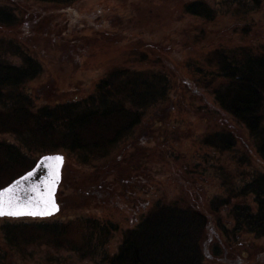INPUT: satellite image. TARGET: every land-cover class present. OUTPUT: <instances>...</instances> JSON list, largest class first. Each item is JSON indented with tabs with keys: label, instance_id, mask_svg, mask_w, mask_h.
Wrapping results in <instances>:
<instances>
[{
	"label": "trees",
	"instance_id": "trees-1",
	"mask_svg": "<svg viewBox=\"0 0 264 264\" xmlns=\"http://www.w3.org/2000/svg\"><path fill=\"white\" fill-rule=\"evenodd\" d=\"M184 11L205 20L217 15L206 0H189ZM17 12L12 3L0 5V25L17 24ZM257 46H219L207 53L213 69L202 82L235 124H207L198 151L209 150L213 159L200 161V153L190 158V147L164 144L169 136L178 134V142L180 134L190 135L168 132L174 99L165 70L113 66L84 94L37 103L26 83L43 72L41 59L17 39L0 36V187L31 169L41 155L60 152L65 162L57 201L62 208L74 193L88 205L57 218L61 210L41 219L0 218V264L31 256L34 243L41 242L96 264H228L227 252L232 264L247 259L252 241L264 237V49ZM244 132L255 160L245 150ZM146 133L165 140L143 144ZM70 156L82 176L69 178ZM52 182L32 192L24 184L16 203L49 207ZM99 194L107 196L99 200ZM117 197L123 201L119 212L130 216L125 227L104 209L108 203L116 208L110 201ZM92 205L98 212L89 210Z\"/></svg>",
	"mask_w": 264,
	"mask_h": 264
},
{
	"label": "rangeland",
	"instance_id": "rangeland-1",
	"mask_svg": "<svg viewBox=\"0 0 264 264\" xmlns=\"http://www.w3.org/2000/svg\"><path fill=\"white\" fill-rule=\"evenodd\" d=\"M187 1L77 0L71 4L57 5L40 0H0V5L12 3L16 12L18 10L20 13L17 24L0 25V36L8 35L17 39L31 54L41 59L43 72L26 83L37 103L84 94L93 89L95 81L113 66L165 70L171 77V100L174 99L171 102L174 108L171 112L173 121H170L168 132L176 130L190 135L186 139L182 132L177 142L175 138L178 134L174 135L175 138L169 136L166 140L163 137L154 140L146 133L143 144L153 145L165 140L164 144L169 147L182 150L190 147V158L200 153V161L204 156L211 160L213 155L209 150L198 151V139L205 132L207 124L235 123L205 89L207 84L202 81L213 69L206 56L219 46L237 48L255 44L259 45V49H264V0H259L260 4L257 5L253 0H238L234 4L230 3L231 0H206L217 9L213 20L186 13L184 5ZM253 4L256 5L254 11ZM182 118L186 121L180 125ZM145 129H149L148 124ZM240 136L247 154L255 160L253 147L246 140L247 134L244 132ZM137 152H141L140 148ZM65 169L70 179H73L74 174L77 177L83 175L81 166L73 156H70ZM163 176H167V171ZM106 196L99 194L97 198L104 200ZM120 198L110 201L112 207L116 204L114 209L110 208L109 203L103 205L112 215L109 218L112 221L119 220L120 225L125 227L130 224V216L119 212L123 204ZM73 201L76 203L72 209L70 204ZM62 205L61 214L53 215L55 218L88 209L82 196L74 193L67 196ZM89 210L98 212V207L92 205ZM1 238L0 235V241ZM251 245H254L251 246L252 253L239 264H264V237L259 240L255 238ZM52 246L44 242L34 243L32 255L15 262L96 264L89 256L82 258L67 251V248L56 249ZM109 246L113 249L111 241ZM16 252L22 257V252ZM53 255L58 258L54 259ZM225 256V261L232 264L228 252Z\"/></svg>",
	"mask_w": 264,
	"mask_h": 264
},
{
	"label": "water",
	"instance_id": "water-1",
	"mask_svg": "<svg viewBox=\"0 0 264 264\" xmlns=\"http://www.w3.org/2000/svg\"><path fill=\"white\" fill-rule=\"evenodd\" d=\"M56 156L63 157V161H58V160H53V159H45L46 157H56ZM64 162H65V156L63 153L55 152V153H49V154L43 155L36 161L35 165L30 170L26 171L25 173H23L19 177L15 178L13 181L8 183L4 187L0 188V191H3L6 188H10V186H12L15 181L21 180L22 177H25L29 172H33L34 170H36L37 166L39 164L43 163L44 166L40 167L38 170H36V173L32 178H30L26 182L21 180V185H17L15 188L18 190V188L28 186V190H30L32 192V190L38 185V183H39V185L46 186L48 183L53 181L52 182V187H53L52 190L53 191L50 192L51 201H52V203H55L56 205H58V208H59V204L57 203V198H56L55 193L57 190L58 183L61 180V174H62ZM53 163H54V167L50 168L48 165L53 164ZM41 181H43V182L41 183ZM24 184H27V186H25ZM9 191L3 192V197L5 195H7ZM28 201H29V199H28ZM16 206H18V204L16 203V199H15V204L13 207H16ZM20 206H22V204ZM42 209L43 208H39L37 206H31L29 203V204L21 207L18 213H22L21 217L42 218V217L50 216L47 214L49 212H51L52 214H55L57 212V210L54 206H52L51 208L44 209V210H42Z\"/></svg>",
	"mask_w": 264,
	"mask_h": 264
},
{
	"label": "snow or ice",
	"instance_id": "snow-or-ice-1",
	"mask_svg": "<svg viewBox=\"0 0 264 264\" xmlns=\"http://www.w3.org/2000/svg\"><path fill=\"white\" fill-rule=\"evenodd\" d=\"M45 159H53V160L63 161V157H60V156H56V157H46ZM43 166H44L43 163L39 164L37 166V169L36 170H38L40 167H43ZM36 170H34L33 172H29L25 177H22L21 180H23L25 182L28 181L30 178H32L35 175ZM21 180L15 181L14 184L12 186H10V188H6L3 191H0V217H3L5 215H9V216L22 215V213H14V212L5 213V211H4V198H3V192L9 191V190L15 188L17 185H21ZM42 182L43 181H41V183ZM26 202L27 201L25 200L24 203H26ZM53 206L56 208L57 211L59 210L58 205H56L55 203H53ZM47 214L48 215H51L52 213L49 212Z\"/></svg>",
	"mask_w": 264,
	"mask_h": 264
}]
</instances>
